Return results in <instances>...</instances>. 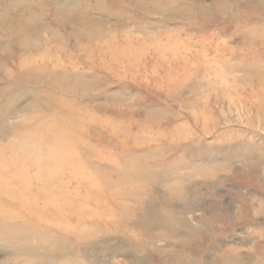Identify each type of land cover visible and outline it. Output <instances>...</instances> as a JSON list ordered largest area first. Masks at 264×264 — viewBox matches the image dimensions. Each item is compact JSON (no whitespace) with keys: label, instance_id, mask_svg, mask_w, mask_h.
I'll return each mask as SVG.
<instances>
[{"label":"rangeland","instance_id":"374dc122","mask_svg":"<svg viewBox=\"0 0 264 264\" xmlns=\"http://www.w3.org/2000/svg\"><path fill=\"white\" fill-rule=\"evenodd\" d=\"M0 264H264V0H0Z\"/></svg>","mask_w":264,"mask_h":264}]
</instances>
